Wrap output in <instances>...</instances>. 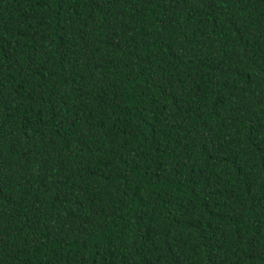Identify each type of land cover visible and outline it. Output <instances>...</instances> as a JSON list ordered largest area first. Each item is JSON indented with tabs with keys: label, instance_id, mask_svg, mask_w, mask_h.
Returning <instances> with one entry per match:
<instances>
[{
	"label": "trees",
	"instance_id": "trees-1",
	"mask_svg": "<svg viewBox=\"0 0 264 264\" xmlns=\"http://www.w3.org/2000/svg\"><path fill=\"white\" fill-rule=\"evenodd\" d=\"M0 264H264V0H0Z\"/></svg>",
	"mask_w": 264,
	"mask_h": 264
}]
</instances>
